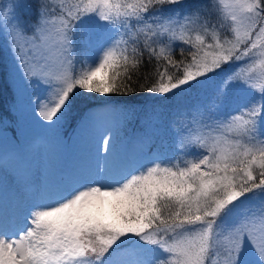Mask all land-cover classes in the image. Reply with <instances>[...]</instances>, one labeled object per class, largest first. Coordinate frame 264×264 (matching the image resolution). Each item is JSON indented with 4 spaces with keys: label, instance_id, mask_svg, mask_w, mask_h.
Returning <instances> with one entry per match:
<instances>
[{
    "label": "snow or ice",
    "instance_id": "snow-or-ice-1",
    "mask_svg": "<svg viewBox=\"0 0 264 264\" xmlns=\"http://www.w3.org/2000/svg\"><path fill=\"white\" fill-rule=\"evenodd\" d=\"M184 4L41 0L30 35L11 25L16 51L20 40L26 49L19 73L25 87L44 86L38 114L52 124L89 95L133 96L141 79L167 99L223 75L193 117L207 133L185 130L191 159H124L101 134L91 174L0 213V264H264V85H253L264 80V0H209L207 12ZM78 51L87 70L76 71ZM230 98L236 110L221 114ZM252 200L255 211L245 209Z\"/></svg>",
    "mask_w": 264,
    "mask_h": 264
},
{
    "label": "rangeland",
    "instance_id": "rangeland-1",
    "mask_svg": "<svg viewBox=\"0 0 264 264\" xmlns=\"http://www.w3.org/2000/svg\"><path fill=\"white\" fill-rule=\"evenodd\" d=\"M47 1L44 0L45 3ZM215 2L219 3L220 0ZM231 2L232 0H223L221 7L224 8ZM51 3L59 5L61 0H51ZM208 3L209 0H185L184 10L200 8L207 12L205 5ZM25 6L24 0H0V48L4 56L0 54V58L4 60L3 62L0 60V68L6 67L8 77L13 81V91L19 97L17 109L20 110L18 137L16 135L13 138H5L0 132V213L11 217L17 207L30 199L37 189H52L70 179L91 174L99 161L98 141L101 134L105 138L115 136L117 148L124 159L132 155L142 156L145 162L155 161V159H161L168 150L167 147L172 145L182 154L196 151L194 147L185 148L181 141L187 134L186 129L194 133H207L208 130L196 123L193 117L197 116V108L200 101L204 99L208 86L214 85L223 75L222 73L217 76L209 74L210 79L203 81L201 85L185 87L183 92L175 96L169 94L167 99L156 95L153 97L158 98L148 96L142 107L135 104L134 107L137 109L135 114L125 111L130 104L124 107L123 102L117 103L112 100V102L95 103L86 109L85 116L75 129V134L68 138L69 142L60 134L52 133L51 122L44 121L38 114L37 100L44 95L42 91L44 86L31 83L25 87L18 70L19 58L26 51L23 48L24 41H18L22 51L17 52V45L12 43L9 36L12 30L11 25L17 23L22 27L27 25L23 19L29 16L31 7L21 11L25 9ZM38 9L34 12L37 19L40 12ZM27 34L31 33L27 32ZM76 56V71L87 70L88 65L84 63L87 58L83 52L78 51ZM33 67L35 71H40L39 67ZM238 67L239 64L228 65L225 70L232 72ZM261 70L264 69L257 68V71ZM253 85L259 89L264 85V80L256 79ZM21 106L22 109L19 108ZM236 107L237 103L230 98L220 112L221 114L234 112ZM134 118L139 128L134 124L127 130L133 131L137 127L135 135L144 134L152 137L158 133V138L161 139L160 145L153 149L151 155L146 151L138 154L134 142L128 140L130 132L126 133L122 130V127H125V121H132ZM197 119H199L198 116ZM142 126L143 128H140ZM70 143L76 151L72 148L66 149ZM174 158L177 157L174 156ZM259 203V200L248 201L245 209L255 211Z\"/></svg>",
    "mask_w": 264,
    "mask_h": 264
},
{
    "label": "trees",
    "instance_id": "trees-1",
    "mask_svg": "<svg viewBox=\"0 0 264 264\" xmlns=\"http://www.w3.org/2000/svg\"><path fill=\"white\" fill-rule=\"evenodd\" d=\"M48 2V1H47ZM25 3V9L21 11H26L29 6L31 7V13L29 14L26 19H23L24 23L27 24L23 28L26 30V32H32L33 24L36 23L37 17L34 15V12L40 10V4L41 0H24ZM171 5H166L165 7H170ZM207 10V8H206ZM32 20V21H30ZM126 38V37H125ZM186 47V46H185ZM1 49V48H0ZM3 50H0V54H2ZM179 54V48H177V55ZM4 57V56H3ZM2 62L4 61L2 58H0ZM81 71L80 69L77 71ZM0 132L3 133L5 138H13L14 136L20 133V110L17 109V103H19V97L18 95L13 91V81L11 78L8 77V71H6V67L0 68ZM179 74V73H177ZM134 80H136V77H133ZM150 81L145 82L143 79L139 80L136 92L131 97H122V96H114L112 100L114 102L116 101H126L127 104H130V106H127L130 109H134V114L137 112V109L134 107L135 104L140 107L143 106L144 102H146V98L148 96L153 97L154 94L148 92L145 90L147 87L150 86ZM139 84H144V89L139 87ZM158 98V97H153ZM9 102V103H8ZM10 102H13L14 104L11 105ZM99 102H105L104 98L98 97L95 94L89 95L87 100L81 99L80 102H78L73 109L60 121H57L55 124H52V127L50 130L52 133L60 134L62 137H65L66 141L69 142L68 138H71L75 134V129L77 125L80 123V120L85 116L86 109L90 106L95 105V103ZM124 103V102H123ZM125 104V103H124ZM125 104L124 107L127 105ZM22 109V106L19 107ZM136 124V126L139 128V126L136 123V119L134 118L132 121H125V127L122 130L126 131V133L130 132L129 139L131 142H134L135 147L137 148L136 151H138V154H140L143 151L148 152L151 155V152L154 151L153 149L155 147H158L160 145L161 139L158 138V133H155L154 136L150 137L148 135L140 134L135 135L137 131V127L134 128L133 131L127 130L131 128ZM140 128H143L140 127ZM146 147V148H145ZM72 148L76 151V148L72 146V143L68 144L66 146V149ZM168 150L165 151V154L162 156L161 159H155L157 162H167L169 159L174 158L176 156V159H191L192 156L188 155L185 156V154H182L181 151L176 149L173 145L167 147ZM137 153H135L136 155ZM82 156V155H81Z\"/></svg>",
    "mask_w": 264,
    "mask_h": 264
}]
</instances>
